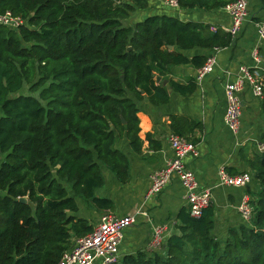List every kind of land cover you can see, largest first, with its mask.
<instances>
[{
    "label": "trees",
    "instance_id": "16d2710c",
    "mask_svg": "<svg viewBox=\"0 0 264 264\" xmlns=\"http://www.w3.org/2000/svg\"><path fill=\"white\" fill-rule=\"evenodd\" d=\"M232 1L176 0L181 10L205 12ZM147 5L0 0V14L25 22L18 30L0 26V264H58L72 238L91 233L89 222L74 216L76 199L111 208L95 197L104 185L102 167L128 182L129 160L115 142L125 138L132 153H141L138 103L159 106L170 99L156 74L177 65L199 69L205 58L183 53L232 43L209 25L166 15L125 23ZM170 85L181 95L195 90L193 81ZM179 122L172 118L173 132L183 136ZM254 159L249 165L259 190L250 199L249 223L241 219L220 236L212 206L200 218L183 208L176 217L179 234L160 250L138 251L116 264H264V152Z\"/></svg>",
    "mask_w": 264,
    "mask_h": 264
},
{
    "label": "crops",
    "instance_id": "0c3cea01",
    "mask_svg": "<svg viewBox=\"0 0 264 264\" xmlns=\"http://www.w3.org/2000/svg\"><path fill=\"white\" fill-rule=\"evenodd\" d=\"M147 8L136 10L127 20L134 26L152 15H166L182 22L203 23L226 34L224 28L231 25L228 14L222 9L205 12L201 10H181L166 6L163 0H146ZM247 1V17L240 32L232 38L227 48H195L183 53L189 59L205 58L216 55L213 71L201 80L197 79L198 68L191 64L172 66L165 76H155L164 87L170 99L167 103L153 106L148 100L138 103L139 138L142 141L140 154L131 152L127 139H117L115 149L125 154L129 160V180L120 183L105 167L101 168L104 178L102 188L95 191V197L111 202L109 209H97L92 204L76 199L78 211L75 217L87 220L94 229L100 217L110 213L115 217L135 216V224L124 231L119 248V260L126 255L148 249L152 238V228L165 225L168 228L166 240L179 234L176 217L181 209L187 208L184 191L177 176L170 179L164 190L146 199L150 187V177L163 169L173 157L170 137L179 136L173 132L172 118L180 120L176 127L182 131L180 137L191 141L198 156L185 159L186 168L195 176L199 190L209 189L212 194V208L215 212L216 229L224 236L230 228L243 224L236 206L243 196L252 199L259 190L249 163L255 156L264 152V99L256 98L251 87L247 86L240 94L242 116L237 135L231 133L224 123L226 83L233 82L241 67H254L252 53L258 50L264 65V40H259L255 25L264 22V7L259 0ZM135 16V18H133ZM174 50L171 47L170 51ZM205 63V62H204ZM264 79V72L262 73ZM166 85H163V82ZM190 81L195 84L192 94L181 95L174 92L170 82L186 86ZM173 124V125H172ZM150 137V142L146 138ZM223 169L230 175L248 173L251 182L235 189L219 185L218 173ZM72 238V244L74 243ZM71 244V245H72ZM149 252V251H148Z\"/></svg>",
    "mask_w": 264,
    "mask_h": 264
},
{
    "label": "built area",
    "instance_id": "2783aa9c",
    "mask_svg": "<svg viewBox=\"0 0 264 264\" xmlns=\"http://www.w3.org/2000/svg\"><path fill=\"white\" fill-rule=\"evenodd\" d=\"M164 4L170 8H178L176 0H163ZM223 10L228 14L231 25L224 28V32L234 38L240 32L247 17V1L234 0ZM25 22L14 17L10 12L0 14V26L12 30L20 29ZM256 34L259 40H264V22L256 25ZM213 33L217 29L212 27ZM216 53L219 48H214ZM254 67H241L238 76L233 82L225 84V113L224 123L228 130L237 135L240 130L242 103L241 92L247 87H251L253 95L258 99H264V65L259 56L258 50L252 53ZM216 66V55L209 56L203 66L198 70L197 79L201 80L210 74ZM170 147L173 157L167 162L165 167L150 177V187L146 194V199L160 194L170 182V179L177 176L184 191V199L192 218H200L207 208L212 204V194L209 189L199 190L195 176L186 168L185 159L188 156L196 157L198 152L196 146L189 140L180 136L170 137ZM219 185L229 188L239 189L251 182L248 173L230 175L221 169L218 173ZM240 218L249 223L252 219L253 208L248 196H243L241 202L235 208ZM135 224V216L115 217L107 213L100 217L98 225L91 233L77 238L70 249L64 251L58 264H116L119 261V248L123 240L124 231ZM168 228L165 225L152 228V238L148 244L147 251L154 252L160 250L165 243Z\"/></svg>",
    "mask_w": 264,
    "mask_h": 264
},
{
    "label": "water",
    "instance_id": "95a60500",
    "mask_svg": "<svg viewBox=\"0 0 264 264\" xmlns=\"http://www.w3.org/2000/svg\"><path fill=\"white\" fill-rule=\"evenodd\" d=\"M171 49V47H169V50ZM160 82V79L159 78H156V83H159ZM163 85H166V82L164 81L163 83H162ZM22 202H24L25 203V200H22Z\"/></svg>",
    "mask_w": 264,
    "mask_h": 264
},
{
    "label": "rangeland",
    "instance_id": "374dc122",
    "mask_svg": "<svg viewBox=\"0 0 264 264\" xmlns=\"http://www.w3.org/2000/svg\"><path fill=\"white\" fill-rule=\"evenodd\" d=\"M133 18H135V16H133ZM126 22H127V21H126ZM126 22H125V23H126ZM126 24H127V23H126ZM24 93H26V94L28 93L27 88H26V90H24Z\"/></svg>",
    "mask_w": 264,
    "mask_h": 264
}]
</instances>
